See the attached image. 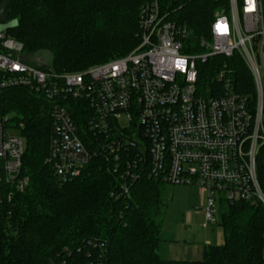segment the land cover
<instances>
[{
  "label": "built area",
  "instance_id": "obj_1",
  "mask_svg": "<svg viewBox=\"0 0 264 264\" xmlns=\"http://www.w3.org/2000/svg\"><path fill=\"white\" fill-rule=\"evenodd\" d=\"M181 0H147L140 9V44L128 54L81 71L58 72L26 59L24 44L0 21V90L23 87L52 102L49 163L66 181L81 174L98 154L121 158L135 148L152 176L166 183L198 185L206 193V223L219 204L264 206L258 157L264 145V0H227L218 9L208 38L193 51L192 31L175 13ZM239 54L254 78L256 97L235 90L226 70L221 93L203 95L199 63ZM80 104H79V103ZM84 107L83 119L75 115ZM0 117V204L25 191L26 141ZM149 151V157L139 152ZM144 152V153H145Z\"/></svg>",
  "mask_w": 264,
  "mask_h": 264
},
{
  "label": "trees",
  "instance_id": "obj_2",
  "mask_svg": "<svg viewBox=\"0 0 264 264\" xmlns=\"http://www.w3.org/2000/svg\"><path fill=\"white\" fill-rule=\"evenodd\" d=\"M147 0H0V21L18 20L9 33L25 54L48 51L58 72L81 71L124 56L141 41L139 12ZM227 0H181L174 16L192 31L193 51L208 38ZM31 63V62H30ZM226 70L235 90L256 97L242 57L213 56L199 63V91L221 93ZM79 103V102H78ZM77 103L75 115L83 119ZM52 102L34 90H0V117L21 128L26 140L23 174L30 185L0 204V264H264V206L223 203L225 243L208 245L201 260H166L159 254L165 213L163 180L148 159L130 148L117 161L106 151L66 181L49 163ZM9 116V117H8ZM145 152V151H144ZM141 155L149 157V151ZM264 187V145L258 157Z\"/></svg>",
  "mask_w": 264,
  "mask_h": 264
},
{
  "label": "rangeland",
  "instance_id": "obj_3",
  "mask_svg": "<svg viewBox=\"0 0 264 264\" xmlns=\"http://www.w3.org/2000/svg\"><path fill=\"white\" fill-rule=\"evenodd\" d=\"M26 59L31 64L50 65L52 56L48 51H42L34 55H26ZM11 133L22 134L21 130L16 129ZM162 190L165 202L159 245V254L162 258L201 260L204 257L206 246L225 243L224 231L219 224L223 204H219V215L216 222L207 224L204 210H196L197 206L203 207L205 203L206 193L201 187L165 182Z\"/></svg>",
  "mask_w": 264,
  "mask_h": 264
}]
</instances>
